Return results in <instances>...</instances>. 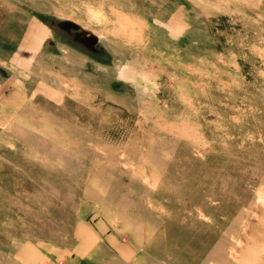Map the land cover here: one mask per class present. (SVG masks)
Masks as SVG:
<instances>
[{
	"label": "rangeland",
	"instance_id": "rangeland-1",
	"mask_svg": "<svg viewBox=\"0 0 264 264\" xmlns=\"http://www.w3.org/2000/svg\"><path fill=\"white\" fill-rule=\"evenodd\" d=\"M0 264H264V0H0Z\"/></svg>",
	"mask_w": 264,
	"mask_h": 264
}]
</instances>
